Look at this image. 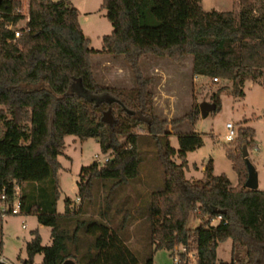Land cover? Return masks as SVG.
I'll list each match as a JSON object with an SVG mask.
<instances>
[{
    "label": "trees",
    "instance_id": "1",
    "mask_svg": "<svg viewBox=\"0 0 264 264\" xmlns=\"http://www.w3.org/2000/svg\"><path fill=\"white\" fill-rule=\"evenodd\" d=\"M236 1L241 8L238 17L205 11L201 0H102L101 10L112 31L101 38V53L123 57L136 83L134 89L125 91L102 86L95 79L91 57L96 52L69 0H29L28 21L18 39L8 27L24 19L17 13L20 2L0 0V123L4 129L0 196L12 203L18 190L20 214L35 215L39 225L50 228L52 239L50 246L43 247L38 232H32L25 264H34L38 254L43 256L41 264H62L68 259L76 264H140L120 231L103 223L76 220L69 233L71 220L84 210L79 206L71 211L68 199L60 221L57 159L64 152L66 136L94 139L101 153L110 157L101 166L94 162L80 170L76 183L80 203L94 202L95 180H110L115 187L136 178L141 163L139 142L157 141L164 187L150 200L154 251L171 252L180 246L185 249L180 264L191 246L196 264H264V192L244 187L243 148L226 149L237 175L235 187L225 175H213L211 161L204 169V180L186 179L187 154L202 147L203 140L194 132L178 135L175 149L168 142V127L185 120L193 126L200 119L199 110L195 107L169 122L159 118L153 112L150 81L139 67L146 57L170 61L191 57L193 77L230 83V88L221 85L211 95L209 105L214 111L221 109L222 94L243 98L245 81L264 86V0ZM109 109L118 113L112 126L101 122ZM141 128L146 131L144 138L135 132ZM253 136L251 128L239 129L235 143L247 147ZM198 211L203 216L200 225L186 228L189 214ZM212 220L217 224L211 225ZM227 240L231 241V260L222 262L216 250ZM241 251L243 259L238 255ZM142 264H153L152 255Z\"/></svg>",
    "mask_w": 264,
    "mask_h": 264
},
{
    "label": "rangeland",
    "instance_id": "2",
    "mask_svg": "<svg viewBox=\"0 0 264 264\" xmlns=\"http://www.w3.org/2000/svg\"><path fill=\"white\" fill-rule=\"evenodd\" d=\"M20 11L24 17L16 28L26 25L28 16L29 0H18ZM61 1V0H52ZM73 7L79 10V23L84 36L90 41V48L96 53L91 60L94 63L93 74L97 82L106 87L119 90H132L135 88V80L122 56L102 54L101 38L112 31L111 25L105 19V11L101 10L102 0H69ZM201 6L205 11L231 12L239 16L241 8L236 0H201ZM106 27L109 30H106ZM106 55V54H105ZM191 57L170 61L166 58L146 57L141 60L139 67L142 76L150 81L149 91L153 98V112L161 119L168 122L183 118L195 107L201 104H210L211 95L221 85L228 82H213L207 79H195L191 74ZM244 97L233 98L227 94L220 96L221 109L211 110L207 116L201 117L192 126L188 120L178 126L168 127L170 135L168 142L170 146L178 149L177 136L187 133H197L203 140L202 147L187 155L188 169L185 177L188 180H204V169L211 161L213 175H225L232 187L238 180L232 168V163L226 157V149L238 150L245 145L237 146L235 139L231 143L225 140L226 124L233 125L236 136L239 129L251 128L253 131V142L246 147L248 160L254 166L258 175V191L264 192V86L258 82L247 80L243 87ZM108 111V110H107ZM105 111V112H107ZM104 112V113H105ZM113 124L117 121L118 113L110 109ZM0 123V136L3 132ZM136 134L141 138L146 137L144 128L136 129ZM236 138V137H235ZM123 140V139H121ZM159 144L164 147V141L159 139ZM157 141L152 139L142 140L138 144L141 152V163L138 168V176L129 183L112 187L110 180L98 179L94 181V202L80 203L76 183L80 170L88 167L94 162L99 166L106 162L109 155L100 151L99 144L94 139L80 140L75 136L64 138V152L58 157L60 169L56 175L58 199L56 202V213L60 221L64 219L68 199L72 202L71 211L84 210L71 220L69 233L75 228V221H96L109 226L113 231L121 233L125 244L136 255L142 264L152 255L153 264H180V254L185 249L177 246L171 252L166 250L154 251L150 243V200L154 193L160 192L164 187V174L162 166L157 159ZM243 159V158H242ZM175 162L178 161L175 159ZM19 193V192H18ZM81 212V211H80ZM202 214L198 211L190 213L186 222V228L193 229L202 222ZM207 219V218H206ZM125 222V226H123ZM217 220H212L211 225H216ZM37 231L41 237L43 247L52 243L51 230L38 224L33 214H18L0 216V258L7 264H25L28 259L26 244L31 239V233ZM84 229L79 236L84 237ZM87 238L90 242L91 238ZM244 258L243 251L238 253ZM219 261L230 262L231 241L227 240L219 244L216 250ZM43 256L38 254L34 257V264H41ZM196 264L194 246H191L184 258L183 264Z\"/></svg>",
    "mask_w": 264,
    "mask_h": 264
},
{
    "label": "built area",
    "instance_id": "3",
    "mask_svg": "<svg viewBox=\"0 0 264 264\" xmlns=\"http://www.w3.org/2000/svg\"><path fill=\"white\" fill-rule=\"evenodd\" d=\"M17 13L22 15L20 9L17 10ZM28 21V16L26 18V23ZM17 25L13 28V27H8V29L12 30L14 32V37L15 39H18L20 36V30L24 29L26 27V25L23 28H16ZM196 79V78H195ZM218 79H213V82H218ZM226 128V134H225V140L227 143H231L234 141L235 137H236V131L233 128V125L228 123L225 126ZM106 161H108V159L106 158ZM20 214V201H19V193L18 190L15 191L14 193V198L12 203L7 202L6 198L4 195L0 196V216L4 217L5 215H18ZM174 263L177 264V260L174 259Z\"/></svg>",
    "mask_w": 264,
    "mask_h": 264
},
{
    "label": "water",
    "instance_id": "4",
    "mask_svg": "<svg viewBox=\"0 0 264 264\" xmlns=\"http://www.w3.org/2000/svg\"><path fill=\"white\" fill-rule=\"evenodd\" d=\"M199 110H200L201 117L202 116L205 117L212 110V107L210 105H207V104H201L199 106ZM101 122L104 124H107L108 126L113 125V119L110 116V109L107 112L103 113V115L101 117ZM242 158L245 161V165H246V169H247V179L244 183V187L248 190H251V191H257V189H258V175H257V172H256L254 166L248 160V154H247L246 147H243ZM62 264H76V263L73 260L68 259V260H65Z\"/></svg>",
    "mask_w": 264,
    "mask_h": 264
},
{
    "label": "crops",
    "instance_id": "5",
    "mask_svg": "<svg viewBox=\"0 0 264 264\" xmlns=\"http://www.w3.org/2000/svg\"><path fill=\"white\" fill-rule=\"evenodd\" d=\"M75 8L78 10L77 7H75ZM78 12H79V10H78ZM80 26H81V25H80ZM81 29H82V27H81ZM106 30L108 31L109 28L106 27ZM82 32H83V31H82ZM97 37L102 38V35H99V36H97ZM102 54H104L105 57H109V56H107V54L105 55V53H102ZM91 62H92V60H91ZM92 65H94V63H92ZM190 68H191V64H190ZM93 70H94V66H93ZM195 78H196V80H197V79H202V78H199V77H195ZM187 155H188V154H187ZM0 261H2V262H4V263L7 264V261L3 260L2 258H0Z\"/></svg>",
    "mask_w": 264,
    "mask_h": 264
}]
</instances>
